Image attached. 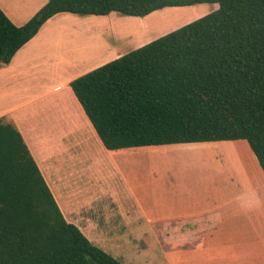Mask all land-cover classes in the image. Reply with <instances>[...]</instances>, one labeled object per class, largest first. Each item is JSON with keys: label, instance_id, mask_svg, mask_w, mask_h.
I'll list each match as a JSON object with an SVG mask.
<instances>
[{"label": "trees", "instance_id": "obj_1", "mask_svg": "<svg viewBox=\"0 0 264 264\" xmlns=\"http://www.w3.org/2000/svg\"><path fill=\"white\" fill-rule=\"evenodd\" d=\"M218 7L69 82L107 149L245 140L264 173V0H47L0 8V66L52 15ZM0 264H126L65 219L22 134L0 117Z\"/></svg>", "mask_w": 264, "mask_h": 264}, {"label": "crops", "instance_id": "obj_2", "mask_svg": "<svg viewBox=\"0 0 264 264\" xmlns=\"http://www.w3.org/2000/svg\"><path fill=\"white\" fill-rule=\"evenodd\" d=\"M46 2L0 0V8L13 23L22 25ZM110 13L58 12L41 25L8 63L0 66V106H13V109L4 110L13 116L11 121L22 134L40 171L43 165L38 146L44 144L51 149V146L60 145L53 139L63 137L48 135V142L41 143L39 137H42L43 128L30 129L12 111H20L37 98L51 94H56L58 102L61 98H68L79 103L69 82L127 50H119L122 45L120 32L115 29L101 30L102 22H106ZM92 44H95V49ZM114 48L119 50H115L114 55L106 56L103 61L76 76L70 75L72 70L69 69L80 60ZM26 77L39 82L37 91L45 87L42 89L44 92L34 96L23 95V89H27L23 87ZM16 92L21 95L14 97ZM4 110H0V117ZM155 148L158 147L95 148L97 154L101 153L102 160L108 159L113 166L107 183L99 190L100 197L91 201L85 198L79 205L70 203L63 210L49 186L65 219L76 224L92 243L120 259L125 250L123 242H131L130 236H191L183 242L184 246L178 252H166L170 249L164 247V264H258L254 259H249L250 242L247 240L245 243L239 238L249 234L252 227L264 226V205L260 202L256 187L241 186V194L213 199L212 179H193L187 174L185 176L183 171L182 178L176 179L179 167L156 159ZM260 172L263 173L261 168ZM250 204L252 209L257 206L256 212L252 211ZM261 206L263 211L258 210ZM235 235L237 238L233 237ZM244 249L247 250L246 255Z\"/></svg>", "mask_w": 264, "mask_h": 264}, {"label": "rangeland", "instance_id": "obj_3", "mask_svg": "<svg viewBox=\"0 0 264 264\" xmlns=\"http://www.w3.org/2000/svg\"><path fill=\"white\" fill-rule=\"evenodd\" d=\"M216 3L204 2L184 6H167L157 9L145 16L122 15L111 12L102 22L101 30L115 29L120 32L119 50L125 52L146 43L152 38L190 22L210 11L216 9ZM98 31V30H97ZM130 37H129V36ZM95 44L92 48L95 49ZM117 48L105 51L99 55H89L84 61L73 65L70 75L76 76L85 69L100 63L106 56H112ZM118 50V51H119ZM90 51V50H89ZM123 52V53H125ZM78 59H73L77 61ZM23 95L34 96L42 94L45 87L37 91L39 82L25 78ZM21 95L16 92L13 96ZM62 99V100H61ZM58 102L56 94L37 98L34 102L20 111H12L19 115L28 127L43 128L39 141L48 142L46 136L63 137L55 138L60 145L51 149L44 144L38 146L42 165L41 171L61 206L65 209L70 203L79 205L83 199L93 200L100 197L101 186L107 183L112 172V162L102 160L101 153L97 154L95 148L103 147L95 131L86 118L77 101L61 98ZM13 106L4 104L0 110L13 109ZM1 118L5 122H12L8 110H4ZM79 121H82L79 123ZM79 123V124H78ZM32 129V132H33ZM37 133H35V136ZM44 135V136H43ZM155 146L156 159L178 166L179 172L176 179L191 176L193 179L213 181V199L223 195L231 197L241 194L243 186H255L259 192L260 202L264 205V174L260 172L256 158L245 140L230 141H205L170 143L163 145H144L140 147ZM139 147V146H137ZM53 148V149H52ZM52 152V154H50ZM36 157V155H35ZM169 157L170 160H169ZM52 167V168H50ZM43 168V169H42ZM183 171V172H181ZM246 193V192H244ZM74 201V202H73ZM80 201V202H79ZM63 206H62V204ZM73 204V205H74ZM102 204V203H100ZM251 209H252V204ZM63 209V210H64ZM259 211L262 210V206ZM257 211V206L252 209ZM113 212V210H111ZM249 234L239 236L244 242L248 240L249 259H254L258 264L264 260V226L252 227ZM132 241L124 240L123 258H118L126 264H164L163 250L178 252L183 242L191 236H130ZM237 238V236H233ZM183 239L179 242V240ZM255 245V246H254ZM244 249V255L247 254ZM246 257V256H245Z\"/></svg>", "mask_w": 264, "mask_h": 264}]
</instances>
